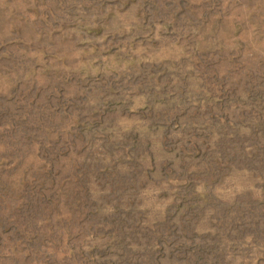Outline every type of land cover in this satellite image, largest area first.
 Instances as JSON below:
<instances>
[{"label":"rangeland","instance_id":"rangeland-1","mask_svg":"<svg viewBox=\"0 0 264 264\" xmlns=\"http://www.w3.org/2000/svg\"><path fill=\"white\" fill-rule=\"evenodd\" d=\"M0 264H264V0H0Z\"/></svg>","mask_w":264,"mask_h":264}]
</instances>
